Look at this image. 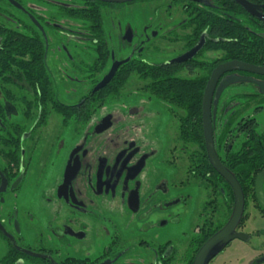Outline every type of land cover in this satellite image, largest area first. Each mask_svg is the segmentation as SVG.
I'll use <instances>...</instances> for the list:
<instances>
[{
	"label": "flooded vegetation",
	"instance_id": "obj_1",
	"mask_svg": "<svg viewBox=\"0 0 264 264\" xmlns=\"http://www.w3.org/2000/svg\"><path fill=\"white\" fill-rule=\"evenodd\" d=\"M222 1L0 0L28 21L23 33L8 28L1 19L14 18L0 9L4 16H0V27L41 44L35 54L33 49L38 48L7 46L0 35V252L4 253L0 264H195L204 245L228 224L237 200L209 158L204 118L207 86L225 63L264 68V62L223 60L222 51L208 48L217 40L197 23L198 13L191 6L207 9ZM248 1L264 14V0ZM150 3L164 4L169 20H175L168 12L173 7H180L183 14L182 22L167 32L177 36L172 42L182 47H172L169 58L160 64L144 61L146 47L159 52L160 48L136 42L130 27L120 29L122 41L117 48L111 47L104 27L109 10L120 11L116 19H124L128 7ZM242 10L244 19L259 20ZM159 11L155 10L161 30L141 29L144 35L153 33V42L168 27ZM77 21L87 25L71 29ZM177 26L182 35L177 34ZM59 36L67 43L54 44ZM203 37V48L189 58L187 54ZM120 42L131 46V53L123 58L118 53ZM51 53L64 74V88L56 81ZM214 53L220 56L209 60ZM131 62L174 65L176 77L204 82L203 94H191L200 98L199 104L187 108L167 102L146 90L150 80L140 78L149 81L144 91L110 105L121 92L100 91L119 83L117 75ZM116 63L122 64L112 81L95 92ZM70 67L85 77L81 80L68 73ZM230 76L264 82V74L225 73L210 99L215 153L243 192L244 210L236 232L245 234L246 240L231 241L206 264H213L235 241L246 246L237 264H264V242L256 243L264 238V228L252 232L247 223L249 213L258 210L264 226V210L255 190L264 161L260 167L254 163L264 155V132L257 119L264 112V95L251 82L231 85L217 94L221 82ZM82 82L90 87L80 91ZM241 85L245 88L237 87ZM246 86L254 89L246 92ZM230 89L237 92L228 98ZM253 178V187L244 190L240 180Z\"/></svg>",
	"mask_w": 264,
	"mask_h": 264
},
{
	"label": "trees",
	"instance_id": "obj_2",
	"mask_svg": "<svg viewBox=\"0 0 264 264\" xmlns=\"http://www.w3.org/2000/svg\"><path fill=\"white\" fill-rule=\"evenodd\" d=\"M193 13H198L197 23L206 27L212 32V38L217 42L210 43L208 48L218 50L224 53L223 60L240 61L263 65L264 62V22L249 19L242 16V8L233 0H223L215 6L207 9L191 6ZM97 24L99 21L96 22ZM100 29V28H98ZM0 35L3 37V44L7 46H17L24 50L26 46L35 47V54L41 49L39 41L29 40L25 36L6 30L0 27ZM11 52H17L16 50ZM177 67L174 65L163 66H141L133 64L127 65L126 71L117 75V81L112 82L105 89L100 91L104 93H118L124 88L126 82L133 73H136L142 79L150 80L146 90L158 95L167 102L178 104L181 107H189L191 103H198L200 98H192L191 94H203L205 83L188 81L175 76ZM191 106V105H190ZM199 109V107H198ZM192 117L191 119H193ZM196 135H201L196 131ZM261 161H264V155L257 157L255 166L260 167ZM255 178L252 180H240L243 189L248 191L253 187ZM2 264H8L3 261ZM13 264V262H9Z\"/></svg>",
	"mask_w": 264,
	"mask_h": 264
},
{
	"label": "rangeland",
	"instance_id": "obj_3",
	"mask_svg": "<svg viewBox=\"0 0 264 264\" xmlns=\"http://www.w3.org/2000/svg\"><path fill=\"white\" fill-rule=\"evenodd\" d=\"M163 6V7H162ZM164 4H157V3H150V4H143L140 6H133V7H128L125 12V16L124 19H116L115 15H119L121 14L120 11H111L109 10L108 13L105 14V20H104V27H105V31H107V37L111 42V47L112 48H117L119 41H122V34H121V30L123 27H127V28H131L133 31V35L135 37L136 42H144L145 45H151L154 43L155 46H158L160 49V52L156 50L152 49V46L149 47V50H146L148 47L145 48V56H143L144 61L148 62V63H152V64H160L162 61L167 60L169 58L168 54L173 52V48L172 47H176L177 50H179L182 47V44L180 43H174L172 41H174V37L177 36H173L172 34L168 35L167 32L169 31V29H171L173 26V24H178L180 22H182V10L180 9V7H173L171 9H169V13L171 15L174 16V21L169 20V18H166V11L164 7ZM141 7H143V11H145V13H142L143 11H139L140 9H142ZM0 9L2 12L5 13H10V15L13 16V20H3L1 19L2 23L11 29H14L16 31H19L21 33H23L24 31V26L28 24V21L26 19V17L19 12L18 10H16V8H13L12 6H10L7 3H0ZM159 9L160 14L162 15L160 17V19L162 20H166L164 22L167 23L168 27H165L163 29V31H161L162 33L167 34V35H163L161 37L162 33L158 34V37L156 39V41L153 42V38L151 34L149 33L148 35H144L141 33V29L143 27H152L154 29V32L156 30L160 29L159 23L160 21L157 19V12H155V10ZM1 12V14H2ZM154 12V14H153ZM153 14V15H152ZM1 17H4L3 15H0ZM114 18L116 19L113 25V21ZM69 21H64V24H68ZM82 25H87V23L81 22V21H77L73 26H71V29L73 30H80V26ZM120 30V31H119ZM125 30V29H124ZM124 30L122 32H124ZM161 30V29H160ZM177 34L182 35L184 32L181 31V27L177 26L176 28ZM151 39V40H150ZM67 40L62 37L59 36V41L55 42L54 44L56 45H64L66 44ZM123 42V44L120 42V46L118 47V53H119V57L123 58L126 57L127 55H129L131 53V46L126 45L127 43ZM87 44V43H86ZM86 44L81 45V48L86 46ZM154 48V46H153ZM151 50V51H150ZM55 55V53H51V58L49 57V62L50 64H52L51 66H53V71L55 73L56 76V81L58 83L59 87H66L67 83L65 82V80H62L63 78V73L61 72V69H59V67H57L58 63V59H52V57ZM57 55V54H56ZM61 55V54H60ZM220 56V54L214 53L213 55L208 56L209 60L214 59L215 57ZM68 60V59H67ZM56 61V65L54 64V62ZM66 69V68H64ZM66 71L70 74H72L73 76H79L81 78V80L85 77L84 74H82L81 72H77L75 69L73 68H68L66 69ZM79 73V74H76ZM67 73V74H68ZM74 85H76L75 80H73ZM149 82V81H148ZM148 82H142L139 75L138 74H133L129 80V82L127 83V85L122 89L121 94L117 97V101H113V103H111L110 105H115V104H119L120 102L124 101L128 95L133 94L136 91H144L143 88L148 84ZM90 84L89 83H83L82 85H80L79 90L81 91L83 88H89ZM240 88H245L242 85L241 86H237ZM233 88V87H231ZM235 89V88H234ZM254 89L252 86H246V89H243L246 92H252L251 90ZM237 90H233L230 89L229 93H226L227 96H229L228 98L232 97L231 94L234 95V93H236ZM137 94V93H136ZM116 107H113L112 109H114ZM258 121L260 122V128L259 130L264 132V112L260 113L257 116ZM168 121V120H167ZM167 123V122H166ZM251 209V208H250ZM250 216V220L249 222V231L255 232L258 229H263V220L261 221L260 219L262 218L261 213L256 210V211H252L249 213ZM262 222V223H261ZM250 226H254L255 229H253ZM254 242V241H253ZM253 242L252 245H247L248 249H251L253 247ZM264 242V238H261L260 240H256V243H263ZM245 244H243V242L240 241H235L231 244L230 247H228L224 253L222 254V256H220L218 259L214 260L213 264H237V260L241 259L243 257V251L242 249H246V246H244ZM256 245V244H255ZM251 247V248H249ZM262 249V248H261ZM260 252H256L255 256H258ZM3 252H0V257L3 256Z\"/></svg>",
	"mask_w": 264,
	"mask_h": 264
},
{
	"label": "water",
	"instance_id": "obj_4",
	"mask_svg": "<svg viewBox=\"0 0 264 264\" xmlns=\"http://www.w3.org/2000/svg\"><path fill=\"white\" fill-rule=\"evenodd\" d=\"M238 5H240L247 13L250 15L258 18L260 21L264 22V14L260 12V7L254 5L253 3L249 2L248 0H234ZM205 39L202 38L201 42L190 52L187 54L189 58H192L196 53H198L204 46ZM123 63V62H122ZM122 63H116L109 74L105 76V78L96 86L95 92L105 88L114 78L116 75L117 69L119 65ZM242 70V71H249L256 74H264V68L252 66L244 63L239 62H229L222 64L219 66L213 73L211 80L206 89V97L204 102V118H205V134L207 139V148L209 153V158L213 164V166L220 171L226 180L230 183L233 190L236 193V206L234 212L229 220L228 224L213 238H211L201 249L199 252L195 264H206L212 257H214L217 252H219L223 247L227 246L231 241L236 239L246 240V235L243 233H237L236 228L238 227L239 223L241 222L243 210H244V197L241 186L239 185L238 181L235 177L228 172L219 162L217 155L215 153L213 138H212V127H211V120H210V99L211 94L215 91L217 81L219 78L228 72ZM255 83L259 87V91L261 94L264 95V82L256 81L249 77H237V76H230L225 78L218 87L217 94L221 93L227 87L237 84V83ZM256 190V197L261 206L264 210V173L259 175L256 180L255 185Z\"/></svg>",
	"mask_w": 264,
	"mask_h": 264
}]
</instances>
